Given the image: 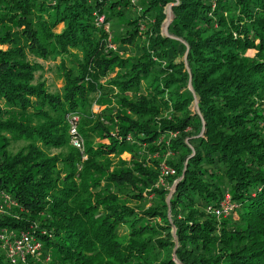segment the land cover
<instances>
[{
    "label": "trees",
    "instance_id": "trees-1",
    "mask_svg": "<svg viewBox=\"0 0 264 264\" xmlns=\"http://www.w3.org/2000/svg\"><path fill=\"white\" fill-rule=\"evenodd\" d=\"M24 233L17 264H264V0H0V264Z\"/></svg>",
    "mask_w": 264,
    "mask_h": 264
},
{
    "label": "built area",
    "instance_id": "built-area-1",
    "mask_svg": "<svg viewBox=\"0 0 264 264\" xmlns=\"http://www.w3.org/2000/svg\"><path fill=\"white\" fill-rule=\"evenodd\" d=\"M71 132L73 135L72 143L75 147L82 149L83 140L76 135V125L73 124L71 127ZM175 174V169L164 165L162 168V177L160 179V183L163 185L167 184L166 179L169 176ZM235 208L233 202H231L230 197L227 196L225 200H223L220 204V207L217 209L216 213L218 215H228ZM40 249V244L35 240L34 236L29 233L22 234L20 239L14 241L13 244L9 245V257L11 260V264H17V256L21 257V259L25 260L27 255L37 254Z\"/></svg>",
    "mask_w": 264,
    "mask_h": 264
},
{
    "label": "rangeland",
    "instance_id": "rangeland-1",
    "mask_svg": "<svg viewBox=\"0 0 264 264\" xmlns=\"http://www.w3.org/2000/svg\"><path fill=\"white\" fill-rule=\"evenodd\" d=\"M174 4H175V3H170V4H168V6L166 7L167 18H166V20L164 21V24H163V31H164V33H166V34H168V27H169L170 23H171L172 20H173V6H174ZM251 53L254 54L255 51L253 50V51H251ZM42 62H43V64L45 65V73H44V76H45L46 78L49 77L50 80L53 81L54 85H55L57 88H60V87L62 86V84H61V81H60L59 79H57V76H56V73H55V71H56V70H55V69H56V66H55V65L57 64V62H56V61H42ZM94 109H95V111H97L99 108H98V106H94ZM175 135H177V133L174 134V137H176ZM121 157H122L123 159H126V160L131 159V155L128 154V153H124V154H122ZM164 165L169 166L168 164L163 163V164L161 165V171H162V168H163ZM166 181H168V180L166 179ZM171 189H172L171 191H174L173 188H171ZM171 193H172V192H171ZM171 195H172V194H169L168 197H171ZM30 255L33 256L34 254H30Z\"/></svg>",
    "mask_w": 264,
    "mask_h": 264
}]
</instances>
